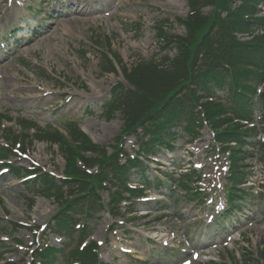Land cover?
Segmentation results:
<instances>
[{
	"label": "rangeland",
	"instance_id": "obj_1",
	"mask_svg": "<svg viewBox=\"0 0 264 264\" xmlns=\"http://www.w3.org/2000/svg\"><path fill=\"white\" fill-rule=\"evenodd\" d=\"M8 1L0 0V10L10 7ZM19 1L26 6L28 0ZM31 1L37 12L20 13V21L13 26L0 25V114L12 120H2V124L12 126L17 133L14 122L19 119L35 121L42 127L75 121L95 142L113 144L122 128V114L118 110L107 113L102 103L111 86L124 80L118 68L115 73L101 72V49L109 42L111 51L128 68L138 58L162 55L154 26L166 21L170 33L183 34L184 28L175 18L186 16V1ZM75 4L86 11L72 13L68 7ZM261 8L264 15V5ZM66 19L72 21L64 26L61 22ZM45 28L44 33L29 39ZM44 70L46 77L42 76ZM210 141L207 128L193 141L183 134L176 138L174 149L159 151L155 161L148 162L151 178L166 172L176 179L191 168L200 171L197 185L206 188L204 202L174 190L168 182L157 190L147 189L146 197L134 202L132 213H127L128 205L123 203V217L112 219L101 212L92 222L91 239L100 243L102 263L243 264L249 252L264 246V163L258 155L245 161L248 200L236 202L243 206L219 224V204L211 209L210 197L212 193L221 195L228 162L226 154L213 149ZM121 142L125 151L136 150L134 135H123ZM27 146L26 156H16L13 164L36 166L52 173L63 171L64 159L56 146L36 141ZM130 179L133 183L140 178L134 172ZM101 196L108 201L106 192ZM55 209L53 198L27 190L22 179L10 170H0V264L19 259L26 264L30 247L38 242L61 247L65 238L51 231ZM13 224L17 225L15 229ZM152 232L159 234L156 238L167 239L165 246L155 247L149 241ZM54 264L66 262L58 257Z\"/></svg>",
	"mask_w": 264,
	"mask_h": 264
},
{
	"label": "trees",
	"instance_id": "obj_2",
	"mask_svg": "<svg viewBox=\"0 0 264 264\" xmlns=\"http://www.w3.org/2000/svg\"><path fill=\"white\" fill-rule=\"evenodd\" d=\"M186 1V17L175 19L184 27L183 35L170 33L164 23L156 26L157 42L165 54L138 58L134 66L127 68L107 42L99 56L102 71L114 72L116 64L128 84L113 85L104 106L107 113H122L123 135L141 129L142 136L137 135L140 153L137 151L136 156L125 155L124 163H120L119 139L107 151L91 141L74 122L63 125L66 135L52 126L43 129L25 119L16 121L21 133L1 127L6 146L0 145V160L9 158L17 144L23 151L29 138L26 131L33 129L31 138L57 145L65 161L61 176L40 169L24 170L36 174L26 181L28 190L37 189L54 198L57 210L52 215V230L68 238L61 248L45 245L36 249L31 264H52L58 253L67 264H103L98 260V245L94 241L81 246L92 233L93 219L104 209L112 217L118 216L121 202H132L143 194L142 188L128 185L133 170L145 186L160 185L158 179L148 178L147 165L138 155L172 149L180 131L195 136L203 122L212 130L213 142L229 158V181L224 191L231 207L236 199H245V191L240 187L248 178L243 162L254 151L264 162V139L256 140L257 129L240 122L252 121L254 107H259L263 111L259 130L264 135V18L256 16L264 0ZM204 8L210 10L204 12ZM258 30L263 32L253 34ZM238 34L250 38L241 39ZM262 84V90L257 92V86ZM2 119L10 120L0 115V126ZM247 148L254 149L253 153ZM84 168L95 171L88 173ZM12 170L17 177L23 175ZM192 176L183 175L177 181L188 196L194 194L188 186ZM103 191L109 196L106 204L100 196ZM260 257L264 260V252ZM248 264L260 263L251 258Z\"/></svg>",
	"mask_w": 264,
	"mask_h": 264
},
{
	"label": "bare ground",
	"instance_id": "obj_3",
	"mask_svg": "<svg viewBox=\"0 0 264 264\" xmlns=\"http://www.w3.org/2000/svg\"><path fill=\"white\" fill-rule=\"evenodd\" d=\"M69 10L72 12V13H76V12H80V13H83L86 11L85 7L84 6H81V5H71L70 7H68ZM71 21L70 19H66L64 21H62L61 23L66 26V25H70L71 24ZM47 28V27H46ZM46 28L45 29H42L40 31H38L36 34H33L29 37V39H33L35 38L37 35H41V33H44L46 31ZM8 80H5L4 82L9 86V84L7 83ZM152 237H156L158 236L159 234L155 233V232H152ZM163 241V240H162Z\"/></svg>",
	"mask_w": 264,
	"mask_h": 264
}]
</instances>
